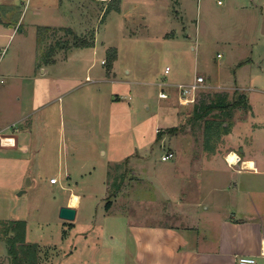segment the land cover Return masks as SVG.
<instances>
[{
    "label": "rangeland",
    "instance_id": "1",
    "mask_svg": "<svg viewBox=\"0 0 264 264\" xmlns=\"http://www.w3.org/2000/svg\"><path fill=\"white\" fill-rule=\"evenodd\" d=\"M111 2L0 0V88L22 97V114L31 112L30 122L10 125L11 132L30 129L29 150L0 148V250L8 248L9 221L24 220L26 239L40 245L37 264H127L135 251L128 223L152 213L168 216L170 207L179 211L186 196L194 202L205 197V184L217 182L223 169L220 151L252 145L251 155L264 157V0H119L118 9L105 11ZM76 38H96V52L85 48L78 58L73 50L67 62ZM108 45L116 48L114 74L101 62ZM198 74L204 83L193 103L179 104L167 87L168 97H158L156 82ZM70 76L61 90L42 94ZM34 83L41 95L29 103L25 95ZM80 84L92 86L96 108L80 105L70 128L64 114L65 132L59 107L84 92ZM218 94L229 103L242 95L244 102L193 117L195 104ZM5 116L0 113V124L17 118ZM208 118L227 129L206 127ZM244 125L235 135L238 145L233 132ZM71 132L75 138H66ZM166 150L175 156L163 161ZM233 168L225 164L223 174L242 176ZM51 175L59 182L49 183ZM250 178L264 191V170ZM71 191L82 204L74 219L64 220L59 209ZM200 213V228L215 234L204 221L216 213ZM5 253L0 264H12Z\"/></svg>",
    "mask_w": 264,
    "mask_h": 264
},
{
    "label": "crops",
    "instance_id": "2",
    "mask_svg": "<svg viewBox=\"0 0 264 264\" xmlns=\"http://www.w3.org/2000/svg\"><path fill=\"white\" fill-rule=\"evenodd\" d=\"M223 3V2H222ZM221 3V4H222ZM254 6L259 7V4H254ZM260 8H264L260 6ZM264 15L262 16V18ZM19 23V18L17 20L16 26ZM12 27V25L10 26ZM21 27L19 26V29ZM91 45L86 47H72L68 49V57L67 62H70L74 56H72L73 50H78L75 52V56L78 58L84 56L83 51L85 48H91L93 53L96 52V38L94 41L90 42ZM111 45L106 46V51L104 59L106 61L108 50L111 48ZM116 49L115 47H112ZM66 55V54H65ZM65 57V56H64ZM63 57V58H64ZM56 56L54 57L55 60ZM52 60L51 62H53ZM49 63V62H48ZM105 63V62H103ZM117 63V55L113 60L110 69L107 68L105 64V73L110 74L111 72L114 74V69L116 68ZM93 62L89 63L87 66V70L92 67ZM168 67V66H166ZM165 67V68H166ZM45 69L42 71L44 72ZM170 70V69H169ZM128 72V71H127ZM73 77H63L59 82H53L52 88L47 87L43 90L42 94L45 96L47 91L50 90L48 95H51L54 90H61L63 84H69L72 81ZM194 77L189 81H180L178 83H189L192 81ZM125 80H122L124 82ZM159 84L160 82H156ZM162 83V82H161ZM171 84L172 82H167ZM210 84V83H209ZM29 86L33 85L32 83L28 84ZM212 85V84H211ZM36 87H30L25 95L26 102H38L40 95L35 90ZM164 87L171 88L168 86H162L159 84V88L162 89ZM21 88V85L18 86V89ZM78 89H82L84 92L77 96H72L65 103H62L59 107L60 113L67 114V121L69 122V128L71 126V122L74 120L76 116V110L80 105H84L86 108L93 109L96 108V101L98 100V95L95 93H91L92 86L88 84H80L78 85ZM159 89V91H160ZM173 89V88H172ZM175 90V89H174ZM17 91V90H16ZM108 91V90H107ZM106 91V92H107ZM176 91V90H175ZM174 91V92H175ZM68 92L67 95H71ZM18 93V91H17ZM102 93V92H101ZM103 95L107 93H102ZM100 94V95H102ZM113 93L109 91V101H112L111 96ZM17 96H11L7 88H0V113H5L6 116L13 114L16 119L12 121H8L0 124V135H11L13 139L12 145L4 146L0 145V148L5 149H20L22 151L29 150L31 144V132L30 129L27 128L25 130H19L17 132L16 129L14 131H10V125L16 126L18 122L26 121L30 122V114L31 112L23 113V103L20 99L21 96L17 97V101L15 106L12 105V102H15ZM118 97V94H117ZM116 97V98H117ZM62 96H58V99L61 100ZM11 100V101H9ZM63 101V99L61 100ZM48 104V103H45ZM44 104V105H45ZM250 109L253 111V106L250 104ZM34 111V110H33ZM254 112V111H253ZM254 114V113H253ZM5 116V117H6ZM3 120V119H2ZM65 117L63 118V128L66 132V124ZM16 122V123H15ZM255 123V122H254ZM82 126V123L79 125ZM31 128V127H30ZM242 128H246L245 125L243 127H239L234 130V137L237 134V131L242 130ZM253 127H250L251 129ZM16 130V131H15ZM255 132V131H254ZM22 133V134H21ZM28 133V135H27ZM75 138V135L71 132L66 138H70V136ZM233 135V134H232ZM24 137H27V142L24 140ZM239 137V136H238ZM22 139V141H21ZM234 142L240 145V140L235 137ZM247 146V145H246ZM244 146L239 151H235L234 149L228 148L223 149L222 152H219V161L221 162V167H223V171L220 169L219 174L216 173L219 177H217V182H211L209 185L205 184L204 190H206L205 197L202 196V199H198L197 202L191 197H185V199H180L179 201H184L185 206L179 207V211H175L174 208L170 207V212L167 215H161L160 217L156 214H149L137 218L138 221L133 223H128V230L132 236V240L134 243V255L131 260L127 259V264H235L236 260L239 256H251L256 259L264 260V191L256 188L257 182L253 180L251 175L258 174L262 170H264V157L258 158L256 154L251 155L250 147L252 145ZM171 147V146H170ZM173 147V146H172ZM174 150V149H173ZM176 153V151L174 150ZM228 152H234L237 154V162L233 164H228L226 162V154ZM35 155V153H33ZM175 156V155H174ZM218 157L217 155H215ZM34 160H38L33 157ZM248 161L254 162V167L247 165ZM189 162V161H188ZM192 164V163H190ZM227 168H235L236 173L242 175L238 176V178H232L230 173L229 175L224 173V166ZM246 164V165H245ZM245 165V166H244ZM234 169V168H233ZM228 171V170H227ZM135 173V172H134ZM250 176V177H249ZM51 177H56L55 175H51ZM65 178H70L69 174L66 172L64 175ZM57 178V182H59V177ZM28 183L31 182L30 177H28ZM56 182V183H57ZM50 183V181H49ZM208 183V182H207ZM53 184V183H51ZM55 184V183H54ZM202 184V182H201ZM204 187V184H202ZM76 194L71 191V194ZM185 193H189L188 191ZM217 193V194H216ZM216 194V196H215ZM78 203L76 206L70 204L69 198H67L64 206H71L76 209V214L78 208L82 204V196L77 194ZM257 199V202H256ZM188 207V209H187ZM110 208L106 209L109 210ZM200 210L208 214H213V217L210 220L204 221L205 229H209L210 227L215 230V234L208 235L200 228ZM184 212V213H183ZM186 213V214H185ZM212 221V222H208ZM26 223V222H25ZM203 228V227H202ZM67 236V230H63ZM27 232V226H26ZM65 236V237H66ZM25 241L28 243H32L26 239ZM35 243V242H34ZM38 249L40 248L39 243H36ZM1 255H6V249L4 247L1 248Z\"/></svg>",
    "mask_w": 264,
    "mask_h": 264
},
{
    "label": "trees",
    "instance_id": "3",
    "mask_svg": "<svg viewBox=\"0 0 264 264\" xmlns=\"http://www.w3.org/2000/svg\"><path fill=\"white\" fill-rule=\"evenodd\" d=\"M109 8L118 9L119 8V0H112L111 3H108L106 6L107 11ZM69 31V30H68ZM75 47H86L91 45V43L83 41V39L76 38V40L71 44ZM65 48H68V44L64 45ZM63 46V47H64ZM116 58V50L110 49L108 50L107 59L105 61V65L108 69ZM238 103H243L244 99L242 95L236 100ZM229 103L225 99V95H215L211 98L210 102L205 103L204 100H200L198 104L194 106V115L195 118H201L203 116L208 115L213 109H218V111L226 110L229 105L237 104V102ZM216 115V113L212 114ZM210 120H213L210 122ZM206 127L210 124L211 128L214 130H218L221 128L222 130H226L227 126L222 125V122H216V119L208 118L206 120ZM210 122V123H209ZM172 130V128H170ZM174 131V128H173ZM159 134H161L159 132ZM111 202H106L105 208L108 209L110 207ZM8 234L6 238V242L8 245L7 253L10 255L12 264H37L38 254L36 249H38L36 243H28L25 241V232H26V223L24 220H11L8 225ZM39 250V249H38Z\"/></svg>",
    "mask_w": 264,
    "mask_h": 264
},
{
    "label": "built area",
    "instance_id": "4",
    "mask_svg": "<svg viewBox=\"0 0 264 264\" xmlns=\"http://www.w3.org/2000/svg\"><path fill=\"white\" fill-rule=\"evenodd\" d=\"M218 4L222 3V0H217ZM169 67H166L164 69V73L167 74L169 72ZM87 80H89L88 77H86ZM2 80H0L1 82ZM203 83H204V77L200 74H198L197 76H195L194 80L192 82L189 83H171L168 84L167 82H160L159 84H162V86H168L171 87L173 89L176 90V96H177V101L179 104H190L193 103L196 99L197 93H199V91L202 89L203 87ZM158 84V85H159ZM166 87L160 89V91L158 92V97L161 99L167 98L168 97V93L166 92ZM13 143V138L11 135H0V145H4V146H9L12 145ZM174 153L171 150H166L162 156H161V160L166 161L169 160L171 158H173ZM226 162L229 164H231V162L229 161V159L226 156ZM50 183H56L57 182V178L56 177H51L49 179ZM235 264H256L255 258L251 257V256H239L236 260Z\"/></svg>",
    "mask_w": 264,
    "mask_h": 264
},
{
    "label": "bare ground",
    "instance_id": "5",
    "mask_svg": "<svg viewBox=\"0 0 264 264\" xmlns=\"http://www.w3.org/2000/svg\"><path fill=\"white\" fill-rule=\"evenodd\" d=\"M237 157H238L237 154H235L234 152H230V153L227 154V158L229 159V161L231 162V164H233L235 161H237ZM246 164L249 165V166H251L252 168L254 167V162L253 161H248ZM78 198L79 197L77 196V194H73L72 193L70 195V198H69L70 204L76 206L77 203H78Z\"/></svg>",
    "mask_w": 264,
    "mask_h": 264
},
{
    "label": "water",
    "instance_id": "6",
    "mask_svg": "<svg viewBox=\"0 0 264 264\" xmlns=\"http://www.w3.org/2000/svg\"><path fill=\"white\" fill-rule=\"evenodd\" d=\"M20 193H21V191L19 192V194ZM75 214H76V209L74 207H71V206H61L59 209V217L64 219V220L74 219Z\"/></svg>",
    "mask_w": 264,
    "mask_h": 264
},
{
    "label": "clouds",
    "instance_id": "7",
    "mask_svg": "<svg viewBox=\"0 0 264 264\" xmlns=\"http://www.w3.org/2000/svg\"><path fill=\"white\" fill-rule=\"evenodd\" d=\"M235 162H237V161H235Z\"/></svg>",
    "mask_w": 264,
    "mask_h": 264
}]
</instances>
